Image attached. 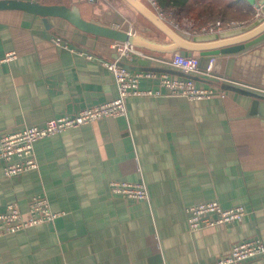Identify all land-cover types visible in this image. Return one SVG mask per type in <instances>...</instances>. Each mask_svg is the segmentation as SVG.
<instances>
[{"label":"crops","instance_id":"crops-1","mask_svg":"<svg viewBox=\"0 0 264 264\" xmlns=\"http://www.w3.org/2000/svg\"><path fill=\"white\" fill-rule=\"evenodd\" d=\"M37 1L77 6L87 20L170 41L124 0ZM165 1L159 0L177 14L207 7L202 0ZM226 1L242 15L253 12L229 19L233 23L259 15L245 0ZM113 42L62 17L0 9V136L114 99L113 73L100 62L115 57ZM136 47L154 57L122 61L131 70L183 77L166 63L170 53ZM246 50L193 53L200 58V72L191 74L196 84L219 94L189 99L142 78L141 89L160 94L127 98L126 117H102L37 139V168L13 177L4 175L0 161V214L16 202L25 215L37 195L61 213L54 221L1 234L0 264H214L236 242L264 243V107L252 108V97L232 89L264 93V86L236 75ZM141 180L147 199L109 189L110 181ZM211 200L225 208L242 205L247 213L222 226L191 230L186 207ZM231 264H264V258Z\"/></svg>","mask_w":264,"mask_h":264},{"label":"built area","instance_id":"built-area-1","mask_svg":"<svg viewBox=\"0 0 264 264\" xmlns=\"http://www.w3.org/2000/svg\"><path fill=\"white\" fill-rule=\"evenodd\" d=\"M93 3L96 0H88ZM146 4L157 16L173 29L188 35L218 32L231 27L233 21L216 20L204 26L196 27L197 22L185 17L178 18L173 7H164L159 0H145ZM56 43L60 44L59 39ZM115 57L101 60L114 76L117 86V96L107 102L86 107L74 115L65 114L48 119L41 126L26 127L22 130L0 136V161L3 162V173L6 177H13L38 166L34 142L44 136L61 133L69 127L92 122L102 117H126L127 98L136 95H159V90L141 89L139 82L142 78L156 79L161 87L170 95L185 96L189 99L209 98L219 94L215 87L198 86L194 79L188 77H174L166 72L155 70H131L122 61H132L135 57L152 59L150 54L127 41H115L111 46ZM10 53L8 56H13ZM93 58L92 54L87 55ZM166 63L175 69L188 74L200 72V58L198 55H181L179 52L170 53L165 58ZM208 67L204 73L209 74ZM264 91V90H263ZM224 96L223 93L220 94ZM16 158V160H14ZM109 189L113 194L133 199H147L148 191L145 183L127 181H110ZM187 222L191 230L207 226H222L241 219L247 211L242 205L225 208L218 201L211 200L196 203L186 207ZM61 213L51 210L49 202L44 196H34L30 199L27 213L24 215L18 203L11 202L6 211L0 214V235L25 229L44 221H54ZM264 258V243L260 238L244 239L234 243L226 255L220 256L214 264H231L248 259Z\"/></svg>","mask_w":264,"mask_h":264},{"label":"water","instance_id":"water-1","mask_svg":"<svg viewBox=\"0 0 264 264\" xmlns=\"http://www.w3.org/2000/svg\"><path fill=\"white\" fill-rule=\"evenodd\" d=\"M124 1L143 15L170 41L165 44L158 43L136 33L87 20L82 17L77 6L44 4L37 0H0V9H20L43 17H62L78 29L96 36L107 37L121 42L127 41L134 46L152 51L168 53L177 51L184 56L191 55L194 52H198L199 55L236 53L257 44L255 48L247 49L245 53H242L243 58L237 60L236 70L239 72L236 75H240L246 81L264 86V0H245L260 11L259 15L248 23L235 22L228 29L192 36L170 27L141 0ZM258 42H261V44H258ZM124 65L131 68L127 64ZM176 74L192 79L195 78L193 75L184 72H176ZM232 89L252 97V108L255 106L264 107V93L237 86H232Z\"/></svg>","mask_w":264,"mask_h":264},{"label":"trees","instance_id":"trees-1","mask_svg":"<svg viewBox=\"0 0 264 264\" xmlns=\"http://www.w3.org/2000/svg\"><path fill=\"white\" fill-rule=\"evenodd\" d=\"M165 2H168V0H166ZM202 3L207 7H203L202 9L197 10V13L199 16H206V19H214L218 17L222 19H234V18H243L245 15L251 16L249 13V11L251 12V9H248L247 12L244 15H242L240 10L233 9L232 7L233 3L230 4L229 1L226 0H202L201 4ZM208 7L215 8V11L212 12L213 10L210 9L206 11ZM207 12H209V14H205ZM215 14L217 15L215 16Z\"/></svg>","mask_w":264,"mask_h":264},{"label":"rangeland","instance_id":"rangeland-1","mask_svg":"<svg viewBox=\"0 0 264 264\" xmlns=\"http://www.w3.org/2000/svg\"><path fill=\"white\" fill-rule=\"evenodd\" d=\"M205 14H209V12L205 13ZM212 14V13H211ZM217 14H215L216 16ZM177 17L178 18H181V17H185L187 18L188 20H193L195 22H197V25L196 27H200V26H204L208 23H211L213 21H216V20H224V21H229V19H222L220 17L218 18H214V19H206V16H199L198 13L196 11H191V13L189 14H177Z\"/></svg>","mask_w":264,"mask_h":264}]
</instances>
